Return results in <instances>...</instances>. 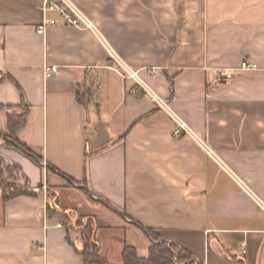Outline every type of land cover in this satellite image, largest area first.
Masks as SVG:
<instances>
[{"label": "crops", "instance_id": "crops-1", "mask_svg": "<svg viewBox=\"0 0 264 264\" xmlns=\"http://www.w3.org/2000/svg\"><path fill=\"white\" fill-rule=\"evenodd\" d=\"M71 1L99 36L40 35L44 0H0V264H84L76 224L90 218L113 264L128 246L149 256L137 225L194 264H264V211L238 183L264 201V0ZM109 51L193 135L176 136ZM47 65L59 69L50 79ZM27 108L15 136L30 154L7 137L8 113ZM2 165L37 196L3 202ZM49 199L70 226L48 217Z\"/></svg>", "mask_w": 264, "mask_h": 264}, {"label": "trees", "instance_id": "trees-1", "mask_svg": "<svg viewBox=\"0 0 264 264\" xmlns=\"http://www.w3.org/2000/svg\"><path fill=\"white\" fill-rule=\"evenodd\" d=\"M28 113V108L21 114L8 113L7 137L10 144L30 154L15 136L16 132L25 125ZM2 167L3 171H1V174L7 172L11 176L2 178L3 202H8L19 196H37V192L31 191L27 186H22L15 182L14 178H12L14 169L5 165H2ZM47 214L49 218H57L65 226H70L72 223V219L68 214L58 210L57 199H49ZM137 226L152 240L149 256L146 259H142L135 248L128 246L124 250L122 264H194L189 253L164 241L162 235L157 231L145 229L140 225ZM76 227L82 232L83 248L80 254L84 259V264H113L101 254L100 246L95 240L94 219L90 218L86 221L80 219Z\"/></svg>", "mask_w": 264, "mask_h": 264}, {"label": "built area", "instance_id": "built-area-1", "mask_svg": "<svg viewBox=\"0 0 264 264\" xmlns=\"http://www.w3.org/2000/svg\"><path fill=\"white\" fill-rule=\"evenodd\" d=\"M42 12L44 17L43 22L37 30L38 34L40 35H43L49 27L62 25L72 27L77 30L90 31L99 36V29L96 24L71 0H44ZM109 53L115 62L118 73L123 78L133 80L136 83L138 87L136 92H140L145 97L151 99L159 108L163 109L172 117V119L177 124L175 131L176 136H180L182 134L193 135L192 130L187 126V124L182 119H180L169 107L166 101L163 100L161 96L144 81L139 71L133 69L121 59L116 57L112 51H109ZM241 69L256 70L257 66H250L247 63H243ZM58 70L59 69L56 66H45V79L52 78L58 73ZM220 76L223 81L228 82L235 78V73L231 70H223L220 71ZM238 183L253 197L258 206L264 211V201L256 197L241 180H238ZM245 253V249H242L240 255H245Z\"/></svg>", "mask_w": 264, "mask_h": 264}]
</instances>
